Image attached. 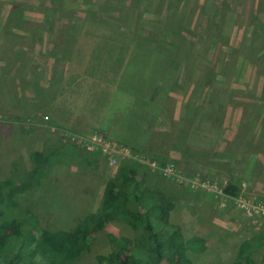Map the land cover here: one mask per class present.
<instances>
[{
	"label": "rangeland",
	"instance_id": "obj_1",
	"mask_svg": "<svg viewBox=\"0 0 264 264\" xmlns=\"http://www.w3.org/2000/svg\"><path fill=\"white\" fill-rule=\"evenodd\" d=\"M54 1L59 4L58 10L50 14L48 8L54 6ZM85 1L92 7L85 5L84 0H0V181L18 179L9 187L8 197L23 214L26 208L30 210L23 215L30 218L28 227L39 224L53 231L73 230L89 214L102 210L103 200L101 205L93 203L98 199L96 194L91 204L82 198L87 191L85 179L93 176V172L85 171L89 167L84 159H89V166L96 169L101 164L98 159L104 162V158L75 139L97 132L110 138L102 129L99 114L108 116L105 124L112 127L116 117H120L119 108L114 107L127 101L129 88L132 94L137 90L142 97L151 90L156 95L154 106L164 111L160 104L162 92L179 85L197 101L200 99L196 89L200 85L209 90L205 84L210 81L209 86L218 91L216 84L224 75L229 102L234 101L237 111L255 117L257 123L245 127L248 135L258 136L264 131V0H156L155 7H144L142 0H117L122 3L116 7V0ZM176 1L182 13L174 14L178 20L171 11ZM22 13L26 21L15 28ZM221 17V26L215 28ZM159 28L169 34L161 37ZM184 46L192 50L186 63L183 58L175 59L183 55ZM199 53L204 54L200 57ZM178 74L182 77L175 83ZM118 75H123L122 79H117ZM16 93L18 100L11 104L9 97ZM227 97L220 98L226 101ZM260 122L262 130L257 126ZM115 141L131 152L151 158ZM233 142L234 152H261L260 143L246 140L242 134ZM35 152L48 157V161H37ZM158 163L175 164L177 171L184 173L174 159ZM119 165L109 167V171H116ZM99 174L103 178L102 172L96 173L95 178ZM184 174L210 179L199 173ZM243 183L239 192L247 190ZM18 201L21 203L16 205ZM134 203L127 202L130 207ZM112 224L108 222L99 230L100 241L94 240L75 264H98V254L112 251L110 233L120 231L129 237L126 227H120L116 220ZM131 234L136 235L133 231ZM210 251L211 245L207 253L198 251L192 257L194 263L205 264L213 256Z\"/></svg>",
	"mask_w": 264,
	"mask_h": 264
},
{
	"label": "crops",
	"instance_id": "obj_2",
	"mask_svg": "<svg viewBox=\"0 0 264 264\" xmlns=\"http://www.w3.org/2000/svg\"><path fill=\"white\" fill-rule=\"evenodd\" d=\"M219 12L213 13H222ZM215 19L217 20V18ZM221 19L222 17L218 20L215 28L221 26L220 22H223L220 21ZM216 71L219 72L220 69H216ZM2 75L0 70V82ZM188 75H184V77ZM121 76L123 77V75H118L117 79H122ZM179 76L181 75L178 74L175 83L180 80ZM223 76H221V81L216 84L219 93L209 86L210 81L205 84L209 90L203 87V84L200 85L197 93L200 99L197 101L200 103H197L191 92L187 93V89L179 85H175L167 93L162 92L160 104L161 108L165 109L164 111H159L154 106L156 105V95L151 90H147L146 95L142 97V94L139 95L137 90H134L132 94L133 90L129 88L130 95H126L127 101L119 107H114V109L119 108L120 117H116L111 124L112 127L105 124L108 116L99 114L102 116L101 120L104 126L102 129L111 139L122 141L127 146L147 153L156 161L165 163L174 159L186 174L199 173L220 182L226 180L229 185H235L240 189L242 183L245 182L249 195L263 199L264 131L258 136L248 135L245 127L257 123L255 117L248 112L237 111L234 101L229 102L230 96L227 97L226 94L228 87H224ZM224 96L228 100L221 99ZM55 97H57V93ZM9 98L10 103L14 104L18 100L17 93ZM174 98L178 100L173 101ZM123 109L124 111H122ZM143 112L146 113L144 116H142ZM28 116L32 117L31 114ZM257 126L260 130L263 129L261 122ZM239 134H242L246 140H256V144L260 143L261 152L259 154L250 151L247 153L244 151L234 152L233 141ZM50 152L49 157L52 156ZM94 152L102 155L104 162L98 159L101 164L93 169L89 166V159H84L89 167L85 171L93 172V176H88L85 179L84 188L87 191L82 198L83 202L91 204L96 194L98 199L95 198L93 203L101 205L102 200L105 199V191L110 184L109 192L112 197H115L118 192L120 194L121 191L120 198L117 199L122 203L123 200L126 201L128 197L130 198L131 190H134L136 191L135 197H141V203H134L133 207L138 209L139 218L143 217L146 212L150 214L156 223L153 232L172 230L177 225L187 239V244L193 236L203 238L200 244L201 248L198 249L202 254L207 253L211 245L210 252L213 256L209 260L207 259L205 264H218L216 262L219 260H224L222 264H264V218L261 215L250 218L237 209L231 200H228L224 207L222 206L223 199L215 197L212 192L189 190L174 179L165 178L158 171L134 160L124 159L116 171L110 172L103 153ZM98 172L103 173V178L100 174L95 178ZM46 181L48 180L46 179ZM80 192L82 193L81 190ZM150 205H153L154 209L148 211L152 208ZM158 207L161 209V214H157ZM122 215L120 213L118 217H110L108 222L114 225L115 220L118 221L120 227H126L130 231L129 237H135L136 235L131 234V231L137 234V226L126 221ZM109 216L111 215L109 214ZM122 234L120 231L116 232V235ZM98 235L100 236L99 232ZM225 246L227 249H223ZM219 248L220 251H216ZM197 252L188 249L191 258ZM201 258L206 260L205 257L201 256Z\"/></svg>",
	"mask_w": 264,
	"mask_h": 264
},
{
	"label": "trees",
	"instance_id": "obj_3",
	"mask_svg": "<svg viewBox=\"0 0 264 264\" xmlns=\"http://www.w3.org/2000/svg\"><path fill=\"white\" fill-rule=\"evenodd\" d=\"M155 2L156 0H142L141 4L144 7H147V5L155 7ZM83 3L92 7L89 1L84 0ZM121 3L116 0L114 6H121ZM176 3L177 5L175 3L172 4L171 11L175 19L178 20L177 14L180 16L182 13L179 11L180 3L178 1ZM53 5L52 7H47L48 12L49 10L51 11L49 12L50 14L52 10H58V2L54 1ZM62 9L64 10V6H62ZM128 9L131 10L132 7L129 5ZM88 10L93 9L90 8ZM175 13H177L176 16L174 15ZM261 14L264 15V12ZM25 21L26 17L22 13L21 19H19L18 23H15L14 27H19ZM46 21L47 18H44L43 22L46 23ZM160 31L161 37H164L163 34H169V31H162V29ZM184 47H182L183 55L180 54L175 59L183 58V62L186 63L192 50H189L190 47ZM196 93H198V89H196ZM34 157L39 162L48 161V157H42L40 152H35ZM14 164L18 168V164L16 162ZM35 179L39 181V178ZM16 181L18 179L15 177L0 181V264H75L77 260L87 253L90 244L94 240L96 241L98 238V242L100 241L98 232L107 224L110 217H118L120 213L123 214L122 216L125 217L126 221L136 225L139 232H137L135 237L111 233V235L113 234L112 236L110 235L112 251L107 255L98 254V264H195L194 259L188 254V249L193 252L199 251L203 238L193 236L187 244V239H185L181 228L177 225L172 230L153 232L156 223L150 214L146 212V214H143L144 218H139L138 209L127 204L128 200L134 201L135 204L141 203V197H135L134 193L136 191L134 190H131L130 198L128 197L126 201L123 200L122 203L121 200L117 199L120 198L121 191L120 194L118 192L115 197H112L109 192L110 184L105 191L102 211L99 212L102 215L99 214L96 217L95 215L97 214H89L90 216L81 220L73 230L56 229L53 231L41 225L39 226V224L27 226L30 218H24L23 215L30 213V210L26 208L23 214L18 209V213L17 208L12 205L14 203L8 197L7 191ZM225 190L234 196L238 195L240 191L235 185H228ZM20 203L18 201L16 205ZM123 204L124 208L122 209ZM150 206L152 208L148 211L154 209L153 205ZM156 211L157 214H161L159 207ZM17 223L21 225L16 226Z\"/></svg>",
	"mask_w": 264,
	"mask_h": 264
},
{
	"label": "built area",
	"instance_id": "obj_4",
	"mask_svg": "<svg viewBox=\"0 0 264 264\" xmlns=\"http://www.w3.org/2000/svg\"><path fill=\"white\" fill-rule=\"evenodd\" d=\"M75 141L81 143V146L88 150L102 152L109 160L110 168H115L119 165L121 159H134L139 163L159 171L163 177L176 180L181 185H185L193 190L197 189V191L203 190L212 192L223 199L222 206L224 207L227 205V201L231 200L234 201L236 207L247 216L253 218L257 215H261L264 218V200L251 197L246 193V190H244L245 187L241 190H244L243 192H239L238 195L233 196L225 190L228 184L226 180L221 183L214 179L200 178L199 176L189 178L181 171H177L175 164L160 165L158 161L147 158L145 155L140 156V154L134 151L131 152L129 148L113 141L102 132H97L87 137L80 136V138H76ZM243 186H245V183H243Z\"/></svg>",
	"mask_w": 264,
	"mask_h": 264
},
{
	"label": "bare ground",
	"instance_id": "obj_5",
	"mask_svg": "<svg viewBox=\"0 0 264 264\" xmlns=\"http://www.w3.org/2000/svg\"><path fill=\"white\" fill-rule=\"evenodd\" d=\"M69 134H71V133H69ZM153 160H155V159H153ZM150 167V166H149ZM229 193V192H228ZM217 196V195H216ZM234 196V195H233ZM217 197H219V196H217ZM243 212V211H242ZM244 213V212H243ZM245 214V213H244ZM246 215V214H245Z\"/></svg>",
	"mask_w": 264,
	"mask_h": 264
},
{
	"label": "clouds",
	"instance_id": "obj_6",
	"mask_svg": "<svg viewBox=\"0 0 264 264\" xmlns=\"http://www.w3.org/2000/svg\"><path fill=\"white\" fill-rule=\"evenodd\" d=\"M95 242L98 243V238H97V240Z\"/></svg>",
	"mask_w": 264,
	"mask_h": 264
}]
</instances>
